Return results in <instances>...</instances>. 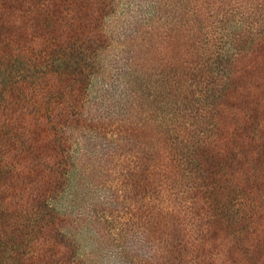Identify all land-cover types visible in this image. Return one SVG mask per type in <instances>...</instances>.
Masks as SVG:
<instances>
[{
  "label": "rangeland",
  "instance_id": "374dc122",
  "mask_svg": "<svg viewBox=\"0 0 264 264\" xmlns=\"http://www.w3.org/2000/svg\"><path fill=\"white\" fill-rule=\"evenodd\" d=\"M262 38L264 0H0V264H264Z\"/></svg>",
  "mask_w": 264,
  "mask_h": 264
},
{
  "label": "trees",
  "instance_id": "16d2710c",
  "mask_svg": "<svg viewBox=\"0 0 264 264\" xmlns=\"http://www.w3.org/2000/svg\"><path fill=\"white\" fill-rule=\"evenodd\" d=\"M22 3L23 0H16ZM32 12V10H30ZM264 41V38H262ZM255 95V94H254ZM220 108L216 109L217 111L215 116H213L211 122L209 123L211 127V131L214 134L213 140L215 141L216 147L223 152L227 154H232L234 158L239 155V151L241 149V142H240V132L244 130V120H239V117L242 114V111L245 113H251L249 112L250 107L247 108V105H229V101L220 102ZM254 104V103H253ZM252 104V105H253ZM231 114V116H227V114ZM255 116V115H254ZM245 117H248L245 116ZM244 117V118H245ZM231 121V122H230ZM249 121V120H245ZM243 124V125H242ZM232 141V142H231ZM213 143V142H212ZM4 154L0 152V176L2 177V174L4 173ZM225 158V155H224ZM233 158V159H234ZM33 173V172H32ZM1 183V180H0ZM1 186V184H0ZM1 188V187H0ZM2 202L1 199V193H0V204ZM225 211V208L222 204L215 205V211L214 215L216 216V219H218V216L223 219V228H230L231 231H235V224L234 221L235 217H233V220ZM224 212V213H222ZM233 223V224H232ZM233 225V226H232ZM235 233V232H233ZM37 264H50L49 258L46 256V258H41L38 260Z\"/></svg>",
  "mask_w": 264,
  "mask_h": 264
}]
</instances>
